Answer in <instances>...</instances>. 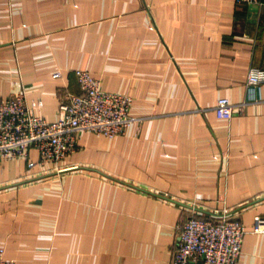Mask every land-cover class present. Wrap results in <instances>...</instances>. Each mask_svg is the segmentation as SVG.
Here are the masks:
<instances>
[{"label":"crops","instance_id":"1","mask_svg":"<svg viewBox=\"0 0 264 264\" xmlns=\"http://www.w3.org/2000/svg\"><path fill=\"white\" fill-rule=\"evenodd\" d=\"M264 0H0V100L23 89L53 121L76 69L132 97L113 138L78 132L44 166L0 160V246L16 264H171L177 225L227 208L264 264ZM55 73L59 75L53 77ZM235 105L229 120L213 106ZM28 173V174H27Z\"/></svg>","mask_w":264,"mask_h":264},{"label":"built area","instance_id":"2","mask_svg":"<svg viewBox=\"0 0 264 264\" xmlns=\"http://www.w3.org/2000/svg\"><path fill=\"white\" fill-rule=\"evenodd\" d=\"M236 2L255 4L260 0ZM58 75L55 73L53 77ZM75 75L80 91L62 95L53 121L35 114L34 109L41 106V101L29 102L23 89L0 100V160L27 159L29 150L34 149L37 159L27 162L29 172L34 165L56 164L70 155L80 131L113 138L123 134L136 120L130 115V95L103 90L99 79L89 71L76 69ZM246 83L249 89L263 84L264 69H250ZM242 106L243 103L235 105L227 97H220L213 111L219 119L229 120L234 110H241ZM176 229L171 264H238L247 230L227 208L214 209L207 216L191 214ZM252 232L264 233V218L257 217ZM0 264H16L5 257L3 246Z\"/></svg>","mask_w":264,"mask_h":264},{"label":"water","instance_id":"3","mask_svg":"<svg viewBox=\"0 0 264 264\" xmlns=\"http://www.w3.org/2000/svg\"><path fill=\"white\" fill-rule=\"evenodd\" d=\"M212 212H210L209 214H211Z\"/></svg>","mask_w":264,"mask_h":264}]
</instances>
